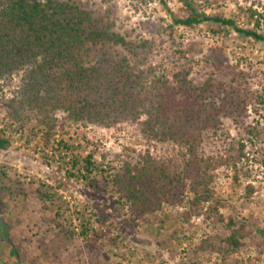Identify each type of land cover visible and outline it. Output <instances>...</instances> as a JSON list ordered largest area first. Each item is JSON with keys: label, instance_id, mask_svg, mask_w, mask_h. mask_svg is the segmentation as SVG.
<instances>
[{"label": "rangeland", "instance_id": "obj_1", "mask_svg": "<svg viewBox=\"0 0 264 264\" xmlns=\"http://www.w3.org/2000/svg\"><path fill=\"white\" fill-rule=\"evenodd\" d=\"M81 1L114 20L127 39L153 41L146 64L156 75L172 78L190 68V78L202 79L204 57L217 48L229 72L247 74L243 86L249 95L244 108L206 133L199 149L222 162L208 173L213 198L193 206L186 178L181 202L141 212L115 179L127 163L147 155L182 169L177 142L145 135L144 115L108 125L74 120L59 109L48 121L27 106L18 118L12 111L24 74L0 76V135L10 141L0 148V205L22 263L264 264V40L215 22L186 27L175 21L186 17L192 4L264 33V0ZM115 49L129 54L121 46ZM232 162L241 170L238 179ZM215 200L223 203L218 214L224 221L209 209ZM230 217L247 223L248 236L237 251L223 240L230 234ZM84 224L89 238L80 234Z\"/></svg>", "mask_w": 264, "mask_h": 264}, {"label": "trees", "instance_id": "obj_2", "mask_svg": "<svg viewBox=\"0 0 264 264\" xmlns=\"http://www.w3.org/2000/svg\"><path fill=\"white\" fill-rule=\"evenodd\" d=\"M188 5L189 14L175 19L177 23L192 27L215 22L264 40V33L257 29L240 27L233 18L209 15ZM115 26L114 20L81 0H0V76L14 71L24 74L12 112L22 118L28 106L50 121V114L60 109L71 119L108 125L144 115L143 133L177 142L183 167L143 156L134 165L127 163L125 173L117 176L118 189L141 212L181 202L186 178L192 183L193 206L212 199L208 173L222 162L205 157L199 149L206 133L216 131L223 117L246 106L249 94L243 83L247 74L229 72L222 51L214 48L204 57L207 71L202 79L190 78V68L177 71L172 78L156 75L155 68L146 64L155 43L129 40ZM118 46L129 54L115 49ZM9 144L0 135V148ZM86 163L91 165L90 157ZM231 166L238 179L241 170L236 162ZM247 188L250 194L253 187ZM222 204L215 200L209 209L218 214ZM218 215L224 221V215ZM226 225L230 234L223 240L231 251H237L248 236L247 223L230 217ZM80 234L89 238L85 224Z\"/></svg>", "mask_w": 264, "mask_h": 264}, {"label": "flooded vegetation", "instance_id": "obj_3", "mask_svg": "<svg viewBox=\"0 0 264 264\" xmlns=\"http://www.w3.org/2000/svg\"><path fill=\"white\" fill-rule=\"evenodd\" d=\"M11 224L0 205V264H23L20 251L10 237ZM5 245L9 249H5ZM11 249V251H9Z\"/></svg>", "mask_w": 264, "mask_h": 264}]
</instances>
